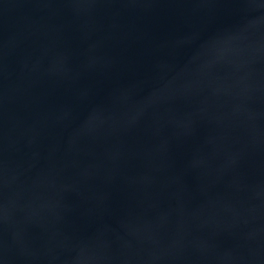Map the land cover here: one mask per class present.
Listing matches in <instances>:
<instances>
[{
	"label": "water",
	"instance_id": "1",
	"mask_svg": "<svg viewBox=\"0 0 264 264\" xmlns=\"http://www.w3.org/2000/svg\"><path fill=\"white\" fill-rule=\"evenodd\" d=\"M0 264H264V0H0Z\"/></svg>",
	"mask_w": 264,
	"mask_h": 264
}]
</instances>
